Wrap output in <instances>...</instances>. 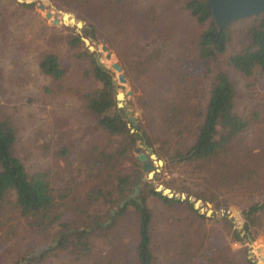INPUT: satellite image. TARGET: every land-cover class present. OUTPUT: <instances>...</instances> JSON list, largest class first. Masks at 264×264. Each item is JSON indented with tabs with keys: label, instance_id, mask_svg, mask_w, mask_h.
Returning a JSON list of instances; mask_svg holds the SVG:
<instances>
[{
	"label": "rangeland",
	"instance_id": "rangeland-1",
	"mask_svg": "<svg viewBox=\"0 0 264 264\" xmlns=\"http://www.w3.org/2000/svg\"><path fill=\"white\" fill-rule=\"evenodd\" d=\"M48 1L55 8L51 10L52 18L61 21V12L70 13L90 30L81 28L79 32L62 23L54 25L45 18V12L50 9L42 0L31 4L0 0V118L13 123L16 129L13 153L27 172L48 171L55 187L67 189V183L77 177V164L70 166L69 161L83 157L92 146H116L96 125L82 98L93 86L87 71L89 60L80 56L84 50L90 52L82 41L83 37L87 38L95 48L90 53L96 54L98 61L113 73L116 93L124 96L117 102L121 108L125 107L128 120L135 119L137 125L141 119L137 106L141 98L148 103L157 102L153 114L158 105H162L160 111L169 103L185 107L181 110L185 117L178 115L182 123L172 137L160 128L161 112L151 115L155 124L154 140L162 148L161 152L157 146L155 152L141 142L135 147L148 157L152 166V177L145 171L143 179L152 180L155 189L167 188L176 197L191 201L201 215L168 207L157 200L151 202L155 263L248 264L244 261L246 251L255 264H263L256 248L260 247L264 255V234L252 243L233 239L231 226L240 231L243 221V215L237 216L235 211H242L243 205L235 204L211 186L219 179L217 171H212L214 164L203 163L201 169L193 164L171 166L164 154L170 147L173 150L192 145L200 122L195 112L204 110L214 76L224 71L234 85V111L247 120V127L229 143L219 163L222 165L237 154L240 162L245 160L246 164L264 167V72L255 68L250 75H245L229 64V58L246 46L248 31L257 17H247L230 25L225 52L216 60L204 61L198 56V39L210 22L200 23L190 14L186 5L189 0ZM40 3L44 4L45 11L37 7ZM92 30L94 35L88 33ZM77 35L81 43L72 47L69 41ZM102 44L113 54L110 60L101 51ZM45 53L59 58L65 70L61 80L55 81L40 71L38 63ZM114 62L119 63L125 83L118 81L119 73L111 67ZM179 131L181 134L177 135ZM164 141L168 142L165 146ZM215 165L219 167L217 161ZM260 181L263 188L264 177ZM73 187V191H67L65 204L61 199L56 200V211H62L60 215L68 220L77 216L75 207L85 193L80 174ZM138 195L139 190L135 198ZM218 200L223 204L219 205ZM14 201V195L9 194L4 204L6 217L0 224V264H26L22 257L31 258V253L48 249L45 244L58 229L53 226L46 232L39 231L16 218ZM110 214L114 216L115 211L111 210ZM12 218L15 230L6 226L13 223ZM112 223L108 219L103 223L108 228L96 227L92 232L90 258H78L68 250H55L34 264H137L134 213L128 211Z\"/></svg>",
	"mask_w": 264,
	"mask_h": 264
},
{
	"label": "trees",
	"instance_id": "trees-1",
	"mask_svg": "<svg viewBox=\"0 0 264 264\" xmlns=\"http://www.w3.org/2000/svg\"><path fill=\"white\" fill-rule=\"evenodd\" d=\"M186 5L198 22H210L209 27L198 39L199 58L204 61L216 60L226 50L230 26L221 32L218 31L207 7V0H189ZM254 19L255 25L248 31L246 46L229 58V64L245 75H250L255 68L264 72V15ZM91 28L94 30V27ZM93 30L88 33L94 35ZM80 43L78 35L69 41L72 47H77ZM80 56L88 58L87 71L93 82V86L82 96L85 108L96 120V125L112 138L116 146L109 148L92 146L83 157H75L76 159L69 161L70 166L77 164V177L67 183V189H61L50 181L48 171L27 172L24 164L13 153L16 140L13 123L9 119L0 118V218L3 220L0 224H3L6 217L3 216L6 198L12 194L15 200L13 209L18 214L16 218L43 232L53 226L58 228L50 242L45 244L48 249L40 251L41 254L34 252L31 258L24 255L22 261L34 264L55 250H68L78 258L88 259L92 253L93 243L90 236L94 229L108 228L103 225L106 220L111 219L114 223L117 218L132 211L136 220L134 251L137 264H156L152 252L151 202L157 200L168 207L187 209L198 217L201 215L191 201L167 197L156 191L152 180L145 181L143 179L145 171L136 158L134 149L138 142H141L157 152L156 146L159 148V145L154 140L155 124L151 115L161 112L160 128L172 137L173 131L182 123L181 119H177L178 115L185 117L181 114L185 107L180 108L169 103L160 111L162 105H158L159 109L153 114L157 102L148 103L141 98L137 101L141 119L137 125H133L126 118L125 110L118 106L113 73L98 61L96 54L84 50ZM38 67L44 75L55 81L61 80L65 75L59 58L52 53L43 54ZM234 95V85L228 74L218 71L213 78L204 110L195 112L200 122L194 142L186 148L176 147L172 150L170 147L164 154L167 155V164L171 166L193 164L200 168L203 163L214 164L212 171H217L219 179L211 186L231 198L235 204L243 205L242 229L238 231L235 226H231L233 239L252 243L259 235L264 234V187L260 185V179L264 177V167L257 166L256 163L246 164L245 160L240 162L237 154H233L230 161L222 165L219 163L220 156L227 153L229 143L247 127V120L234 111ZM179 134L181 131L177 133ZM166 144L168 142L164 141L163 146ZM159 149L161 152L162 148ZM216 161L219 167L215 165ZM79 174L86 186L85 193L75 207L77 216L68 220L60 215H63L62 211L60 213L56 211L58 204L56 200L61 199L65 204V199L68 198L67 191L74 190L73 186H76ZM170 187L174 190L172 186ZM135 188L139 190V195L133 199L130 198V194ZM222 204L223 202L219 201V205ZM111 210L115 211L114 216H111ZM11 220L13 223L6 226L15 230V219ZM244 255L246 263L255 264L248 258L246 251Z\"/></svg>",
	"mask_w": 264,
	"mask_h": 264
},
{
	"label": "water",
	"instance_id": "water-1",
	"mask_svg": "<svg viewBox=\"0 0 264 264\" xmlns=\"http://www.w3.org/2000/svg\"><path fill=\"white\" fill-rule=\"evenodd\" d=\"M20 4H31L34 3L37 0H15ZM47 3L49 11L45 12V18L50 19L51 22L54 25H59L62 23L65 26L74 27L77 31H79L81 28H86L87 30H90V27L84 25V22L77 20L72 14L61 12V21L57 18H52V11H55L54 7L48 0H42ZM41 11H45L44 4L40 3L37 6ZM207 7L210 10L214 22L216 24V27L218 28V31L221 32L223 29L229 27L234 22L239 21L241 19L247 18V17H258L261 15H264V0H207ZM52 10V11H51ZM80 32V31H79ZM83 43L87 47V49L92 52L95 51V48L91 45L90 41L87 38H82ZM101 51L105 52V57L107 60H110L112 58V53L108 50L106 45H101ZM111 67L118 72V81L120 83H125L126 79L123 74H121V67L119 63L114 62L111 64ZM124 96L123 94H117L116 100L122 99ZM119 107H122L118 103ZM125 110V107L122 108ZM127 113V112H126ZM125 113V114H126ZM129 121L132 122L133 125H136V121L133 118H129ZM135 152L137 154V159L143 166V170L148 172V176L152 177L151 173V163L148 161V157L144 153H140V150L138 148L135 149ZM156 191L161 192V194L167 196V197H176L170 194V190L167 188H157ZM138 190L135 188L134 193L130 195V198L135 199V196L137 195ZM178 198V197H176ZM182 199V198H181ZM127 201V199L125 200ZM124 201V202H125ZM140 203V200H137ZM123 203L120 204L122 206ZM213 205V204H212ZM194 208H197L196 205H194ZM237 216L241 214V210L235 211ZM114 212L112 211V214ZM47 249V248H46ZM256 252L259 254L260 259L262 263L264 264V255L261 254L262 249L260 247L256 248ZM40 251L37 252L39 254ZM34 254L31 253L29 257L33 256Z\"/></svg>",
	"mask_w": 264,
	"mask_h": 264
},
{
	"label": "bare ground",
	"instance_id": "bare-ground-1",
	"mask_svg": "<svg viewBox=\"0 0 264 264\" xmlns=\"http://www.w3.org/2000/svg\"><path fill=\"white\" fill-rule=\"evenodd\" d=\"M157 188H160V186H158ZM170 194L173 195V193L170 191ZM174 196V195H173ZM199 201H197L196 203H198Z\"/></svg>",
	"mask_w": 264,
	"mask_h": 264
}]
</instances>
